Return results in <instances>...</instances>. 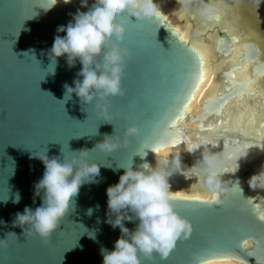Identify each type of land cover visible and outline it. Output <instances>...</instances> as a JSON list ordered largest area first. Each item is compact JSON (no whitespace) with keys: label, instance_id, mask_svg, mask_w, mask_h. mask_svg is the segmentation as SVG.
Wrapping results in <instances>:
<instances>
[{"label":"water","instance_id":"1","mask_svg":"<svg viewBox=\"0 0 264 264\" xmlns=\"http://www.w3.org/2000/svg\"><path fill=\"white\" fill-rule=\"evenodd\" d=\"M49 2L0 0V221L4 222L0 225V239L7 232H15L18 237L9 238L8 247L0 249V264H102L100 249L111 251L121 235L118 228L104 222L107 210L105 190L118 182L123 173L118 167L130 164L136 169L143 163L153 165L154 146L165 139L164 133L170 126H173L174 134L179 129L177 138L180 143L168 148L181 154L183 166L181 174L169 178L170 187H184L185 182L197 181L193 173H196L203 151L220 153L229 146H242L247 155L238 160L237 166L230 161L220 173L221 182L227 189V195L220 197L222 204L173 202L178 214L191 221V235L181 239L167 259L161 260L157 253H153V257L143 260L142 264H204L205 260L227 259L238 263L243 261V264H264V220L260 219L264 216V187L261 186L264 178L258 181L255 189L248 184L251 176L264 170V121L259 118L264 110V95L240 87L243 79L235 69L241 66L234 65L229 71H221L216 77L219 88L205 101L225 95L227 104L221 110L222 115L213 114L207 120L202 119V113L208 111L205 102L195 106V114L186 113L208 79L209 73L202 69L203 83L199 84L186 107L179 105L183 118L177 121V105L187 95L182 91L183 81L190 71L180 61L179 51L184 47L193 48L188 42L184 43L179 30H175L173 22L161 12L159 17L143 21L122 14L115 19L125 27L121 46L130 52L121 82L125 94L108 99L109 115L105 120L93 102L86 104L75 94L64 101L63 86H72L73 80L78 78L79 62L69 68L65 58L61 57L57 59L55 73L48 71V52L57 35V27L67 25L77 12H86L94 0H87V7L81 6L82 0L68 3L55 0L47 9L40 7ZM202 6L193 3L192 8L200 14ZM214 15L212 11L208 16ZM17 32L19 35L13 37ZM216 38L217 52L229 54L235 37L225 29H219ZM243 48L239 63L253 64L254 73L250 80L255 74H264V62L258 61L259 51L255 45L247 42ZM195 54L200 57L196 50ZM25 56H29L32 63L26 62ZM222 77L233 84L231 94L221 82ZM226 121L231 122L233 129L243 128L244 131L226 132L212 144L199 139L201 128L207 139L211 135L208 129L226 127ZM129 125L139 129V136L129 138L126 147L110 154L98 150L90 152L89 162L101 164L99 182L85 183L80 187L74 198L75 211L60 219L47 244L37 237L23 235L20 227L11 226L17 212L22 213L26 206L35 209L41 204L39 197L33 202V186L42 177L44 166L34 158V153L47 151L51 158L61 156V147L72 151L91 150L105 135L114 134V139H123L124 130ZM145 145L153 151L145 149L146 155L141 159L135 154L140 152L143 155ZM192 145L196 146L195 150L187 152L186 148ZM235 182L239 183L238 191H233ZM17 193L19 203H13ZM89 209H92L91 215ZM124 223L132 231L138 221ZM87 229L95 232V240L88 237L87 234L91 233ZM237 229L243 230L244 238H239ZM229 235V247L235 248V252L228 254L229 258H217L223 255L219 249Z\"/></svg>","mask_w":264,"mask_h":264},{"label":"clouds","instance_id":"2","mask_svg":"<svg viewBox=\"0 0 264 264\" xmlns=\"http://www.w3.org/2000/svg\"><path fill=\"white\" fill-rule=\"evenodd\" d=\"M64 2L68 3L70 0ZM262 2L264 0H257V3ZM181 4L187 10L192 0H181ZM81 6L87 7V0H82ZM199 11L202 16L212 13V9L206 5L200 7ZM157 13L154 0H94L86 12H77L67 25L58 26L57 35L48 52V71L55 73L57 59L61 57L65 58L69 68L75 67L77 62L80 64L78 78L73 80L72 86H63L64 101L75 94L86 104L93 102L106 120L109 115L108 99L125 94L121 82L126 58L130 55L129 49L121 46L125 27L115 18L124 14L143 21L157 17ZM113 136L114 134L105 135L91 150L80 148L72 151L68 147L66 150L61 147L60 157L49 158L47 151L34 153V158L39 159L44 166L42 177L33 186V202L39 197L41 204L35 209L26 206L22 213L17 212L11 226L20 227L23 235L37 237L47 244L60 219L70 211H75L74 198L80 187L85 183L99 182L101 164L89 162L90 152L98 150L110 154L126 147L129 138L139 136V129L135 125H129L124 130L123 139H114ZM195 148L192 145L186 151L192 152ZM145 149L151 148L145 147L143 151ZM144 153L141 155L137 152L135 155L143 159L146 155L145 151ZM153 154L154 166L143 163L136 169L130 164L118 167L123 169L118 182L105 190L107 210L104 222L114 229L118 228L121 235L114 242L111 251L100 249L102 264H142L143 260H150L153 253H157L161 260L167 259L176 242L189 238L192 232L191 222L178 214L173 202L177 198H196L216 205L222 204L220 197L227 195V189L221 182L220 173L225 171L230 161L237 166L238 160L244 158L247 152L242 146H229L220 153L201 152L196 174L205 194L183 197L170 191L168 182L171 176L183 172L181 154L172 153L164 145L158 151H153ZM262 178L264 170L249 178V187L255 189ZM233 186L240 188L238 182ZM261 186L264 187V184ZM19 200L17 193L13 203H19ZM91 212L92 209H89L88 214L91 215ZM133 220L138 223L130 231L124 222ZM2 224L4 222L0 221V225ZM88 232L91 233L89 235L86 232L88 237L95 240V232ZM11 237L18 238L15 232L5 233L4 238L0 239V249L8 247ZM220 264L235 262L225 260Z\"/></svg>","mask_w":264,"mask_h":264},{"label":"bare ground","instance_id":"3","mask_svg":"<svg viewBox=\"0 0 264 264\" xmlns=\"http://www.w3.org/2000/svg\"><path fill=\"white\" fill-rule=\"evenodd\" d=\"M64 1V0H61ZM213 1V0H211ZM195 2L197 5H213L215 9L218 8V11L221 15L220 20L216 16H202L198 13L197 10H193L192 5L187 9L191 14V20L196 21L198 26L193 28L191 20L187 18L186 12L183 11V6L181 3H174L170 0H154V3L157 5L158 12H161L168 20L173 22V28L175 30H179L181 33L180 37L183 41H187L190 46L196 50V52L200 55L202 60V69L206 70L209 73L207 81L204 83L203 87L196 94L194 101L190 104L189 108L186 110V113L195 114L197 109L195 106L205 102L206 100L212 98L217 89L219 88L216 77L221 71H229L232 67L240 66V68L235 69V73L238 74L243 80H250L251 75L254 73L253 64L243 61L241 64L239 63V54L242 53L245 42L252 41L256 44L258 50L260 51L258 61H264V33H259L252 29L250 20H244L238 16L240 5L237 0H227V3H230V6H226L218 2ZM223 4V5H222ZM217 7V8H216ZM216 13V12H215ZM197 18V19H196ZM244 20V23H243ZM245 21L247 23H245ZM183 22V23H182ZM247 29H244L248 25ZM227 23V24H226ZM226 27L229 31H232L234 28L237 29L239 26L241 29H237L235 39L232 43L231 52L227 55H222L223 53H218L217 43L214 41L216 39V33L219 29H225ZM202 27H200V26ZM232 26V27H231ZM210 30H208V29ZM232 28V30H231ZM257 28V27H255ZM252 29V30H251ZM226 30V29H225ZM246 30V31H244ZM259 30V29H257ZM193 31V32H192ZM210 31V32H209ZM227 31V30H226ZM218 41V40H217ZM237 43V44H236ZM218 53V54H217ZM215 59V64L212 63V60ZM222 62V65L219 62ZM263 75V76H262ZM214 87L210 90V86ZM250 87H248L251 91H257L264 95V74H255L254 80H250ZM210 90V91H209ZM169 149V148H168ZM172 153H176L177 151H173L169 149ZM155 165V162L153 166ZM193 177L197 180L189 182H185L182 186L170 187V191L174 193H179L181 197L183 196H203L205 194V190L200 185L199 176L196 173H193ZM197 187V188H195ZM173 188V189H172ZM195 188V189H194ZM184 189V190H183ZM248 245V244H247ZM229 260V259H227ZM225 260H215L209 261V264H220V262ZM234 261V260H229ZM235 264H241L234 261Z\"/></svg>","mask_w":264,"mask_h":264},{"label":"snow or ice","instance_id":"4","mask_svg":"<svg viewBox=\"0 0 264 264\" xmlns=\"http://www.w3.org/2000/svg\"><path fill=\"white\" fill-rule=\"evenodd\" d=\"M54 3H55V0H50V2L46 6H40V5L39 6L47 9L49 7V5H52ZM35 15H36V13H35ZM35 15H33V16H35ZM159 15L160 14L157 13V17H159ZM32 17H30L29 19H31ZM18 35H19V32H17L15 35H12V36L15 37ZM184 43L187 44V41H185ZM225 55H227V53H225ZM179 59L182 63H184L188 66L190 71H189L187 78L183 81L182 91H186L187 95H184L182 100H180L179 104L177 105V108H176V113H177L176 114V120L177 121H179L180 119L183 118V113L180 111L179 105L182 104L186 107V104L191 102L192 96H194L195 91L197 90L199 84L203 83V78H204V73L202 71V60L198 55L195 54L194 49H188L186 47L181 48L179 51ZM244 59H247V57H244ZM25 60L28 63H32V59H30L29 56H25ZM221 82L225 84V87L227 88L228 93L231 94L232 91L234 90L233 84L224 81L223 77L221 78ZM250 83L251 82H245V81L241 80L240 81V87H242V88L250 87ZM240 94L242 95L243 93L241 92ZM225 104H227V98L223 94L218 95V96L214 97L212 100L205 102L204 107L206 109H208V111L206 113H202V119L207 120L213 114L222 115L221 110ZM259 118H260V120L264 121V110L261 111ZM104 123H108V122H104ZM225 123L227 125L226 127H213L211 129H208L207 131L210 132L211 135L208 136L207 139H205V137H204L205 130L203 128H201L200 132L198 133L199 139L205 143L212 144L214 141L219 140L220 138L224 137V134L226 132H231V131L243 132L244 131L243 128L233 129L230 121H226ZM172 127L173 126H170V128L165 131V133H164L165 139L161 140L159 143H157L154 146L155 151H158L161 145L169 147V146L178 145L180 143V140L177 138L178 135L180 134V131H179V129H176V134H174L173 131L171 130ZM96 131H97V129H96ZM262 132H264V125H262ZM145 147H148V145H145ZM142 154L143 155L145 154L144 151ZM238 190H239L238 188L233 189V191H238ZM175 201H189V202L195 201V202H199L201 204L216 205L214 203L205 202V201H202V200H199L196 198H192V199L177 198ZM249 203H253V202L249 201ZM253 207H255L254 203H253ZM177 210L182 211L179 208H177ZM260 219L264 220V216H261ZM237 233L239 235V238L242 239L245 237V233L243 232V230L237 229ZM179 241L180 240H178L176 242V244H178ZM230 241H231L230 235L225 237V240L221 244L220 249H219V251L221 253H223V255H221L217 258H229L228 254L235 252V248L229 247ZM76 246H77V242H76ZM170 255H171V253L169 254V256ZM204 264H209V261L205 260ZM241 264H243V261H241Z\"/></svg>","mask_w":264,"mask_h":264},{"label":"flooded vegetation","instance_id":"5","mask_svg":"<svg viewBox=\"0 0 264 264\" xmlns=\"http://www.w3.org/2000/svg\"><path fill=\"white\" fill-rule=\"evenodd\" d=\"M170 1H172L173 3H174V5H176L177 3H181V0H170ZM204 1H206V0H192V4L193 3H195V2H204ZM208 1H211V0H208ZM214 1V0H213ZM216 1H223V0H216ZM238 1V3H239V5H240V9L241 10H243L244 12H246L247 11V13H250V16L252 17L251 19L247 16V18L246 19H248V20H250V22H252L251 23V25H252V29L254 30V31H259L261 34L262 33H264L263 31L264 30H262L263 28H262V26H261V20L260 19H255L257 16L254 14L253 15V12H252V7H253V5L257 2V0H237ZM225 2L227 3V0H225ZM263 4H264V2H262ZM191 4V5H192ZM247 4V5H246ZM190 5V6H191ZM189 6V7H190ZM183 11H184V13L186 12V15H187V18L189 19V20H191L190 19V12L188 11V10H185V8L183 7ZM255 13V12H254ZM256 16V17H255ZM242 18V17H241ZM197 19V18H196ZM191 22H192V25L194 26V28H196L197 26H198V23H196V21H192L191 20ZM248 25H249V22H248ZM200 26V25H199ZM200 27H202V26H200ZM255 27H257V28H255ZM248 28V27H247ZM208 29V28H207ZM251 29V30H252ZM257 29H259V30H257ZM208 30H210V29H208ZM210 32V31H209ZM258 32V33H259ZM233 36H234V33H233ZM236 36V35H235ZM245 43H247V42H245ZM237 44V43H236ZM222 62H223V60L221 61V62H219V64H221L222 65ZM214 85H215V82H213V85L212 86H210V90L214 87ZM209 90V91H210Z\"/></svg>","mask_w":264,"mask_h":264},{"label":"rangeland","instance_id":"6","mask_svg":"<svg viewBox=\"0 0 264 264\" xmlns=\"http://www.w3.org/2000/svg\"><path fill=\"white\" fill-rule=\"evenodd\" d=\"M211 2H218V1H216V0H214V1H211ZM221 3H223L224 5H225V2L224 1H221ZM222 4V5H223ZM231 4L230 3H227L226 4V6H230ZM247 5V4H246ZM206 6H208V7H212V11L215 13V15L214 16H216V17H218V20H220V18H221V15H220V13H219V11H218V8L217 9H215L214 8V6L213 5H206ZM253 9H252V12H253V15L255 14L256 16V18L255 19H260L261 21V26H262V30H264V4L263 3H255L254 5H253V7H252ZM242 9V8H241ZM240 8H239V13H238V16H240V17H243V19L244 20H246L247 21V16L251 19L252 17L250 16V13H247V11L246 12H244L243 10H241ZM255 12V13H254ZM190 15L192 16V14L190 13ZM244 20H243V23H244ZM252 20V19H251ZM245 21V23H247ZM183 23V22H182ZM227 24V23H226ZM226 24H225V29L227 30V32L230 34V35H232L233 36V33H234V35H236V32H238L237 31V29H241L239 26H237V29H233L232 30V28H231V30L232 31H229L228 29H227V27H226ZM249 25H247L246 27H244V29H247V27H248ZM250 26H252V25H250ZM232 27V26H231ZM193 28H194V26H193ZM242 30V29H241ZM244 31H246V30H244ZM193 32V31H192ZM264 32V31H263ZM216 43H217V45H218V41H217V38L214 40ZM247 42H252V41H247ZM254 45H255V47L257 48V46H256V44L254 43V42H252ZM257 50H258V48H257ZM259 51V50H258ZM259 54H260V51H259ZM264 62V61H263ZM212 63L213 64H215V59H213L212 60ZM241 66V65H240ZM263 76V75H262ZM254 80V79H253ZM210 88V87H209ZM256 91H257V89H256ZM195 188H197V187H195ZM194 188V189H195ZM184 190V189H183Z\"/></svg>","mask_w":264,"mask_h":264}]
</instances>
